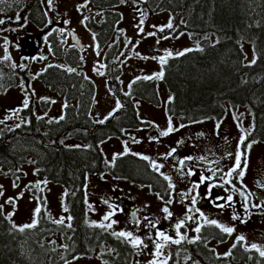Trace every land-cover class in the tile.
Returning a JSON list of instances; mask_svg holds the SVG:
<instances>
[{"label":"flooded vegetation","instance_id":"1","mask_svg":"<svg viewBox=\"0 0 264 264\" xmlns=\"http://www.w3.org/2000/svg\"><path fill=\"white\" fill-rule=\"evenodd\" d=\"M86 1L88 4L94 3L93 0ZM113 1L115 3L111 7L122 4L121 0ZM140 1L142 4L137 8L142 5L150 7V0ZM88 4L77 2L72 5L71 9L63 10L59 0H52L51 5L48 0L46 2L34 0L31 3H24L19 12L9 9L14 11L12 13L20 15L19 23L15 22L16 18L13 19L9 11L6 13V15H10L8 20H5L4 25H0V29H16V31L4 30L0 33L7 39L15 40L17 47L20 48L18 61L20 66H5L2 65V61L0 63V72H2L1 75H4V82L7 84L9 76H15L17 72L19 77L24 76L23 68L30 55L42 64V67L35 73L36 82L46 88L49 94L51 93V95L35 101L32 95L27 94V92L31 93V86H20L24 89L21 93L23 101H27L28 107H25L22 102H18L15 106L9 105L7 107L9 110L5 113L7 122L21 121L25 126L31 121L37 122L41 124L42 134H47L52 128V133L62 140V144L71 148L85 149L90 144L85 139L91 137L92 127L95 130L103 127L104 123L109 120L117 121L116 119L123 111L127 110L129 105L135 111L137 118L136 123H131L132 126L122 128L119 133L109 136L101 143L102 150L104 145L112 144L111 140H122L127 145V149L123 151L125 153L114 155L112 162L106 160L107 170L102 174L110 181L113 178L114 181H120L121 184L126 185L127 191H121L116 188V184L108 183L97 202L103 207L101 212L103 217L113 211L103 202L104 200H108L115 206V214L111 219L116 223L112 225L111 229L95 227V224H107L109 221H104L103 217L100 218V221L88 220L89 204L86 194V222L89 224V229L85 238L94 242L95 245L91 247L88 243H85L84 246L83 244L78 245V243L68 244L65 242V237L61 235L63 242L58 246V252L61 251V254L58 253L57 257L58 255L62 257L66 253L64 248L68 247L74 251L76 247L84 253L71 255L64 259L62 264L73 261L77 257H84L93 263L103 262L104 264H118V259L123 257L125 262L129 260L130 264H137L138 250L133 249L127 241L117 239L112 233L132 232L135 236L144 239L148 248H152L154 251L153 241L148 240L147 236L151 235L155 239L159 230L173 238H178L175 234V224L181 219L185 220L186 225L181 229V233L189 239L195 238L197 235L201 239L195 244L187 242H182L180 245L169 244L163 250L166 255L171 254L168 264H173L175 259L176 261L178 259L182 264H193L194 261L202 264L197 255L198 248L211 249L217 255L216 245L218 242H227L233 233L236 236L228 253L238 242H241L244 249L256 251L251 245L246 244V239L238 241V237L244 236L245 238L246 234H249L255 237L256 241L253 239L255 242L264 239V208L252 206L264 204V187H261V182L264 181V156L259 151V147H264V142L252 139V130L248 131L243 126L242 118L233 114L225 113L221 117H208L190 122L169 114L168 103L171 98L168 94L166 99L163 98L162 90H166L163 86H159L156 79L145 80L143 79L144 75L137 76L128 91L120 92L119 90L123 89L121 81L124 70L122 65L126 59L125 53L131 46H134V43L131 41L129 46L125 45L123 51L121 50L120 42L123 31L118 29L121 19L119 10L94 4L98 12L93 16L92 11L87 10ZM110 11L117 14L120 19H116L112 25L106 27V12ZM105 13L106 18H104ZM4 18L1 19L4 20ZM96 23H102L104 28L96 29L94 27ZM91 36L96 45L94 53L96 52L97 56L101 55L99 59L91 56L87 40L85 42V39ZM125 63L128 64L130 61ZM70 69L71 71H69ZM48 72L49 74L53 72L54 83L49 81ZM127 72L133 74V70H127ZM93 74L102 75L105 78L106 92L101 94L99 99L96 94L97 87L94 86L91 78ZM151 81H155L156 84L155 96L157 100L140 98L133 92V87L137 84ZM114 94L118 98L111 100V96ZM125 95H130V98L124 99ZM51 101H55V103H51ZM117 101L122 105L119 110H116ZM145 108L151 109L155 113H149L148 117L142 118L140 112ZM13 112L16 113L15 116L12 115ZM113 112L114 115H110ZM61 116L63 119H60ZM169 118H171L174 130L167 136H161L160 132L167 130L169 126ZM99 121L104 122L100 123ZM61 122H65V128L59 130L57 124ZM245 135V145L251 144L250 149H245L239 144ZM65 141H71L72 144H66ZM121 146L123 147V145ZM172 149H176V151L173 153ZM241 151L245 152V159H242L241 162V166L245 169L244 175L237 177L233 173L231 185L224 184L223 188L219 186L213 188L210 194L211 199H209L207 191L209 183L223 184L221 177L235 166L236 156ZM127 154L139 158L148 157L149 159L143 160L147 163L146 167L151 177L148 175V179L146 178L143 182L117 177L111 171L110 166L114 165L119 157ZM188 157H192V160L189 161ZM181 160L185 161L183 172L180 171L179 162ZM153 163L162 165V167L154 169ZM189 169L194 171L195 175L187 176L185 173ZM213 172H215L214 179L209 183L201 184L196 190L199 196L195 208L200 211L187 213V208L192 206L191 197H183L182 194L189 192L193 184L199 183L201 175L213 176ZM92 176L99 175L97 173L86 174L85 193L88 179ZM165 177L170 178L174 187H169V180H166ZM233 187L237 191H233ZM196 192H193V195H196ZM241 192L248 197L247 204H245ZM228 195L232 196V204L229 207L215 206L214 201L220 204L227 202L226 200H217V197H227ZM169 200L172 202L167 203ZM164 207H168L172 212L171 218H165V213L162 211ZM245 207L248 208L247 212L244 210ZM200 213H203V217ZM188 215H192L193 219L187 220ZM234 215H238L240 219H233ZM69 217H71L70 214ZM149 220L156 223V228H147ZM206 220H215L219 224L229 220L230 226L228 227L234 228V231L228 235L221 232L215 225L207 223ZM137 221H139V226H137ZM197 226L201 227L199 234L194 231ZM97 231L101 233V239L97 238L100 236ZM221 236H226V239L221 240ZM121 251L123 253H120ZM226 254L222 256H226ZM56 262H59L58 258H56ZM241 263L245 262L241 261Z\"/></svg>","mask_w":264,"mask_h":264},{"label":"trees","instance_id":"2","mask_svg":"<svg viewBox=\"0 0 264 264\" xmlns=\"http://www.w3.org/2000/svg\"><path fill=\"white\" fill-rule=\"evenodd\" d=\"M93 1L96 6L106 8L115 3L113 0ZM149 5L153 11H168L176 17L173 29L176 32L186 31L193 38L206 37L201 40L200 47L173 56L164 64L162 79L171 94L169 114L190 122L223 116L226 103L234 109L247 106L253 117L251 138L264 142V0H150ZM106 13V27L120 19L111 11ZM94 27L104 28L102 23H96ZM244 42L253 46L255 59L252 62L247 60ZM53 75V72L47 73L51 83L55 82ZM154 82L137 84L133 92L140 98L157 100ZM123 98L128 100L130 95ZM116 120L105 122L99 129L92 127L91 137L85 139L90 144L85 149L62 144V140L52 133V128L42 134L41 124L32 121L0 136V172L5 167L27 162V156L33 159L44 179L65 187V201L71 216L70 223L58 224L46 220L41 211L36 227L20 232L3 208L0 209V264H62L71 255L84 253L76 247L74 251L66 247L63 258L57 257L61 251L58 252L56 242L51 241L53 236L63 235L68 244L95 245L85 238L89 229L85 176L88 173L100 175L107 170L102 141L122 128L132 126L137 118L129 105ZM57 126L59 130L63 129L65 122ZM146 165L143 159L127 154L119 157L110 169L119 178L143 182L148 175L151 177ZM68 224L72 227H67ZM97 238H102L101 233ZM224 239L226 236H221V240ZM229 253L217 256L205 247L197 250L202 264H264V257L259 252L244 249L241 242ZM118 264L130 263L121 257Z\"/></svg>","mask_w":264,"mask_h":264},{"label":"rangeland","instance_id":"3","mask_svg":"<svg viewBox=\"0 0 264 264\" xmlns=\"http://www.w3.org/2000/svg\"><path fill=\"white\" fill-rule=\"evenodd\" d=\"M33 1L34 0H0V19L5 17L4 20H8L10 15H6V13H9V11L11 12V17L15 19L17 14L12 13L14 11L9 9L19 12V9L24 3H31ZM42 1L46 2L47 0ZM77 2H85L88 4V1L86 0H59L60 7L63 10L71 9L72 5H75ZM141 4L142 2L140 0H124L119 6L110 7V9L119 10L121 12V19L118 25V29L123 31V36L120 42V46L122 44L121 50L123 51L125 45L129 46V41H133L134 43V46H131L127 53H125L126 59H124V65H122L124 70L121 81L123 89H120V92L128 91L137 76H154L163 71L164 65L162 66L160 64V57H164L168 60L169 57L180 55V53H184L188 50L196 49L200 47L201 40L206 38L204 35H199L197 38H193V36L186 31L176 32L173 30L176 26V17H173L170 12H156L151 10L150 7L143 5L137 8V6ZM88 5L87 10L92 11L95 15L96 12H98L97 7L94 3H89ZM141 20H143L142 25ZM169 22L173 25L171 29L166 27ZM138 26L143 27V33L139 32ZM160 27H164L163 32L158 30ZM149 33H154V35H149ZM210 38L214 40L213 37ZM86 40L91 56L99 59L101 55L97 56V53H94L96 45L92 36L87 37L85 42ZM243 49L247 55L248 62L254 61L255 52L252 44L244 42ZM169 52L171 55H168ZM5 57H8L9 59H5ZM19 59L20 48L17 47V42L15 43V40L3 37L2 33H0V63L2 61V65H13L18 67L20 66L18 62ZM128 61H130V63L126 64L125 62ZM41 67V62H38V60L29 55L27 57V64L23 68V77H19L17 72L15 76H9L8 83L6 84V82H4V75H1L2 72H0V120L4 121V123L0 124V136L5 132L18 128L16 127L17 124L20 126L24 124L21 121L7 122V118L5 117L6 111L9 110L7 108L9 105L15 106L18 102L25 104L21 93L24 89L20 86H31L32 91L31 93L27 92V94L30 96L32 95L35 101H38V99L44 96L51 95L46 88L40 86L35 80V73L38 72ZM127 70H133V74L127 72ZM91 78L94 86L97 87L96 94L97 99H99L100 95L106 92V87L104 86L105 78L102 75L98 76L97 74H93ZM158 82L159 86H163L167 91L166 93V91L162 90L163 98L166 99L167 94L170 97L171 94L163 79H159ZM116 98H118L116 94L111 96V100H115ZM225 106L226 114H233L236 117H241L243 120V126L248 131L252 130L253 117L252 111L249 107L242 106L234 109L229 103H226ZM149 113L155 112L151 109L145 108L144 110H141L140 115L142 118H146ZM65 143L72 144L71 141H65ZM110 143L112 144H106L103 148L105 158L108 162L113 161L112 159H114V155L117 156L123 154L125 153L123 151L127 149L126 143L122 140H111ZM259 151L264 156V147H259ZM261 154L260 156H262ZM45 180L46 179L40 175L38 168L35 166L34 160L30 159L28 156L27 162L24 161L21 165H17L16 167H5V169L0 172V205L3 206L4 213L15 226L32 224L34 221H37L41 211L44 212L45 218L48 221L54 222L63 218L64 223L69 222V213L68 211H64L65 207L68 209L65 201V187L48 180H46L47 183L45 184L43 183ZM108 183L116 184V188L121 191H127L126 185L121 184L120 181H114L113 178H111L110 181L102 174L90 177L86 185L87 203L89 204L88 220L100 221V218L103 217V214L101 213L103 207L98 205L97 202L98 197H101V192L107 188ZM36 185H39V187H36ZM129 186L132 185L129 184ZM37 208L40 209L38 215L35 214ZM228 221L221 222V224L224 226H230ZM235 236L236 234L233 233L230 240H227V242H218L216 245L217 255L222 256L228 252ZM245 239L247 245L255 244L261 250H264V239L260 242H255V237L253 235L250 236L249 234H246ZM51 241H55L57 246H59L63 242V237L61 235L53 236ZM152 251V248H147L146 250L141 251L137 258V264H149V260L154 258V256L148 254L152 253ZM64 264L104 263H93L91 260H86L84 257H77L73 261H68ZM173 264L182 263L178 259L177 261L175 259Z\"/></svg>","mask_w":264,"mask_h":264},{"label":"snow or ice","instance_id":"4","mask_svg":"<svg viewBox=\"0 0 264 264\" xmlns=\"http://www.w3.org/2000/svg\"><path fill=\"white\" fill-rule=\"evenodd\" d=\"M48 2H49V5H51L52 0H48ZM121 2H124V0H121ZM25 19H26V17H25ZM20 21H21V17H20L19 14H17L15 22L19 23ZM5 23H6L5 20L0 19V25H4ZM142 24H143V20H141V25ZM138 27H139V32L143 33V27H140V26H138ZM166 27L171 29L173 27V25H172L171 22H169ZM4 30L16 31V29H0V31H4ZM158 30L160 32H163L164 31V27H160ZM149 35H154V33H149ZM165 38H167V37H165ZM129 43H131V41H129ZM201 51H202V49H201ZM183 54L184 53H180V55H183ZM168 55H171V53L169 52ZM5 59H9V58L5 57ZM145 59H146V57H145ZM159 60H160V64L162 66L166 63V59L164 57H160ZM49 66L51 67V65H49ZM69 71H71V69ZM163 76H164V73H163V71H161L160 73H158V74H156L154 76H145V77H143V79H145V80H152V79L159 80V79H162ZM43 99H47V98H43ZM51 103H55V101H51ZM24 106L28 107L27 101H25V105ZM121 106L122 105L119 103V101H117V109L116 110H119V108ZM65 107H67V105H65ZM12 115L15 116L16 113L13 112ZM110 115H114V112L112 114H110ZM60 119H63V116H61ZM99 122L103 123L104 121H99ZM2 123H4V121L0 120V124H2ZM16 127H20V125L17 124ZM173 130L174 129H173L172 125H171V118H169V126H168L167 130L161 131L160 135L161 136H167ZM245 139H246V135L241 138V140L239 141V144L241 146H243L245 149H250L251 148V144L245 145ZM175 151H176V149H172L173 153ZM141 158L145 159V160L149 159L148 157H141ZM187 159L190 161V160H192V157H188ZM242 159H245V152H243V151H241V152H239L237 154L236 160H235V166L230 171L225 173L224 176L221 177V179L223 180V184L217 185L215 183H209V182H211L214 179L215 172H213V176L201 175L200 182L193 184L192 189H190L189 192L182 194L183 197H191V205L192 206L187 208V213L191 214V213L200 211L198 208H195V205L197 203V197L199 196V193L196 192V190L199 189L201 184L209 183V187H208L207 191H208V194H209L208 198L211 199L210 194H211L213 188H216L218 186L223 188L224 184L231 185V183H232V179L231 178H233V173H235L237 177H242L244 175V171H245V169L241 166ZM179 163L181 165L180 171L183 172L185 161L181 160ZM153 167H154V169H156V168L162 167V165H156V164L153 163ZM209 170L211 171V169H209ZM185 174L187 176L191 177V176L195 175V172L192 171L191 169H189ZM165 179L169 180V187H174V185L171 184L169 177H165ZM43 183L46 184L47 181L45 180ZM36 187H39V185H36ZM261 187H264V181L261 182ZM225 191H227V189H225ZM233 191H237V189H235V187H233ZM193 192H196V195H193ZM240 194L242 196H244L245 204H247L248 197L245 196L243 192H241ZM216 199L217 200H226L227 201L224 204L215 203V201H214L213 203L215 204V206L219 207V208L229 207L232 204V196L231 195H228L227 197L219 196ZM103 202L106 205H108L109 208L113 209V211L109 212L107 215H105L103 217L104 221H109V223H107V224L100 223V224H95L94 226L102 228V229H104V228L111 229L112 225L116 223V221L111 219L112 215L115 214V206L110 204L108 200H104ZM171 202L172 201L169 200L167 203H171ZM252 206L253 207H259V208H264V204H260V205H255L254 204ZM2 207L3 206L0 205V209H2ZM244 210H245V212H247L248 208L245 207ZM64 211L67 212L68 209L65 207ZM162 211L165 213V218L166 219L172 217V212L169 210L168 207H164L162 209ZM39 212H40V209L37 208L35 210V214L38 215ZM200 215H201V217H203V213H200ZM68 219L70 220L71 217H68ZM186 219L187 220H192L193 216L192 215H188L186 217ZM233 219H240V217L238 215H234ZM54 222L58 223V224H64V219L61 218L60 220H57V221H54ZM206 222L210 223L212 225H215L217 228L220 229L221 232L226 233L228 235H231L233 233V231H234V228L219 224L215 220H212V221H207L206 220ZM36 223L37 222L34 221L32 224H28V225H24V226H15L14 225V227H18V231L24 232L26 228H35L36 227ZM137 226H139V221H137ZM185 226L186 225H185V220L184 219L179 220V222H177L175 224V234H176V237H178V238H173L172 236L167 235L164 231H159V230L156 233V238L155 239H153V237L151 235L147 236L148 240H152L153 241V247H154V251L152 253H148V254L155 257L154 259H151L149 261V264H168V260L171 259V254L169 253V254L166 255L163 250L169 244H171V245H180L182 242H187L188 244H195V243H197V241H199L201 239V237L199 235H197L195 238L189 239L187 236L182 234L181 233V229L184 228ZM67 227L71 228L72 225L68 224ZM147 228H149V229L156 228V223L151 221V220H149V222L147 224ZM194 231H195V233L199 234L201 232V227L200 226L195 227ZM112 234L114 236H116L117 239H123V240L127 241L128 243H130L133 249H137L138 250L137 254H139L140 251H144V250H146L148 248V244L145 243V240L140 238V237L135 236L132 232L120 231V232H114ZM244 239H245L244 236L238 237V241H243ZM251 247L253 249H256V251L259 252V255L261 257H264V250H261L255 244L251 245ZM229 255H230V253H229ZM189 258H191V257H189ZM193 264H199V262L198 261H194Z\"/></svg>","mask_w":264,"mask_h":264}]
</instances>
